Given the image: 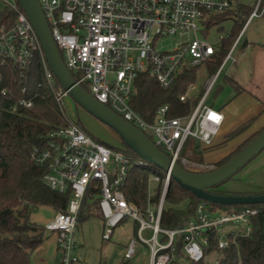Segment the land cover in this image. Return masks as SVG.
Returning a JSON list of instances; mask_svg holds the SVG:
<instances>
[{"label":"built area","instance_id":"obj_1","mask_svg":"<svg viewBox=\"0 0 264 264\" xmlns=\"http://www.w3.org/2000/svg\"><path fill=\"white\" fill-rule=\"evenodd\" d=\"M3 1L11 15L0 21V67H15L26 78V71L38 58L47 91L65 115L62 101L67 92L57 84L49 69L33 25L17 0ZM39 3L63 61L78 83L85 84L98 101L151 135L173 162L195 172L212 168L211 163L190 161L181 155V150L189 138L200 148L214 144L224 115L207 103V96L223 65L233 60L232 51L238 39L217 72L205 81L190 113L170 117L168 106L163 105L156 110L153 121H149L132 107L130 100L140 75H148L161 87L168 88L184 71L209 61L218 48L199 38L198 32L233 4L240 8L239 0H39ZM251 7L248 19L264 13V0H254ZM189 34L193 37L178 42L171 50L156 48L158 39L164 35ZM193 89L194 84H188L179 95L180 100H186ZM0 93L10 97L11 90L2 87ZM20 93L11 112H16L19 106L33 105L26 86ZM31 160L45 167L42 182L48 188L70 194L66 208L57 210L43 227L44 231L56 233L59 264H74L78 260L74 232L84 196L91 186L98 188L96 209L103 223L102 238L109 239L116 226L131 219L137 223L134 231L137 240L148 245L149 264H167L172 259L176 240L182 242L184 258L197 262L204 258L210 230L218 234L219 248L228 246L231 230H241L245 235L251 231L250 215L255 213L254 209L217 214L205 202L198 204L192 218L183 224L161 228L159 220L169 173L162 179L158 203L141 211L126 200L121 188L130 167L147 164L132 159L122 149L96 140L67 117L65 125L48 133L44 147L33 149ZM155 179L158 182L160 176L155 175ZM226 224L230 229L224 228ZM145 229L151 231L148 238L142 235ZM163 237L166 239L162 240ZM137 240L132 238L128 242L126 258L133 256Z\"/></svg>","mask_w":264,"mask_h":264},{"label":"trees","instance_id":"obj_2","mask_svg":"<svg viewBox=\"0 0 264 264\" xmlns=\"http://www.w3.org/2000/svg\"><path fill=\"white\" fill-rule=\"evenodd\" d=\"M251 10L252 7L243 5L235 11L238 15L230 34L221 39L220 48L206 62L209 75L214 74L221 65L247 22ZM232 12L228 10L217 15L214 17L215 21L211 20L207 23V28L225 20L231 16ZM10 15L5 8L0 11V21ZM197 68L184 71L168 88L161 87L148 75L138 76L134 83V94L130 100L132 107L149 121H153L156 110L163 105L168 106L170 117L190 113L203 89H200L196 96L188 97L184 101L180 100L179 95L184 92L188 84L195 81ZM0 73L2 74L0 90L2 87H8L11 90L10 97L0 93V264H29L31 254L44 241L43 228L30 221V214L39 206L44 205L51 206L56 211L64 210L70 197L69 192L59 193L51 190L42 182L45 167L35 164L31 160V153L35 147L42 148L46 145L48 133L51 130L66 124V116L59 110L53 96L47 91L38 58L26 71V78L15 67H0ZM73 76L75 77V75ZM225 79L234 88L236 94L243 91V87L236 81L229 77ZM57 84L59 83L57 82ZM24 86L27 88V97H31L33 100V105L29 108L19 106L16 112H11L10 108L21 97L20 91ZM82 86L88 91L85 84ZM259 115H264V101L261 103ZM255 118L256 116L245 120L230 131L222 141H215L212 146L207 148H200L193 141L194 139H188L181 150V155L190 161L202 163L204 152L223 146L227 140L240 135L250 127ZM75 122L81 127L77 121ZM85 131L87 132V130ZM262 131H264V126L250 132V136L245 137L239 143L238 148L215 161L213 168L200 172L211 171L224 164ZM148 136L152 139L151 135ZM122 145L111 146L115 149H122L132 159H139L138 154L123 141ZM159 147L164 151L162 146ZM149 174L160 176L153 193L148 192ZM165 174L166 172L162 169L150 165L130 167L121 188L126 200L141 211L154 207L159 201L162 179ZM217 187L218 185L210 188L209 191L226 195L216 189ZM97 198L98 188L91 186L84 196L77 217V225L86 220L91 212L98 214ZM183 201H186L185 204L180 206L179 204ZM201 202L205 201L182 188L170 177L164 195L159 226L169 229L183 224L192 218L197 205ZM205 203L213 212H216L217 209L226 213L254 209L255 213L250 215L251 231L245 235L241 230H231L228 233L230 239L228 246L219 248V236L215 231L210 230L208 245L204 247V258L197 262H189L191 264H210L206 261L205 256L215 250L220 253L219 261L216 264H264V203L229 205ZM165 239L166 237L162 238V240ZM174 248L172 259L167 264H178V261L184 258L182 242L176 240Z\"/></svg>","mask_w":264,"mask_h":264},{"label":"rangeland","instance_id":"obj_3","mask_svg":"<svg viewBox=\"0 0 264 264\" xmlns=\"http://www.w3.org/2000/svg\"><path fill=\"white\" fill-rule=\"evenodd\" d=\"M239 2L242 6L247 7H251L254 4V0H239ZM5 8V2L0 0V11ZM230 10L233 11L230 14L231 16L219 23L212 24L208 28L202 27L201 31L198 32V37L205 39L219 49L221 38L230 34L238 15L235 12L237 11L235 4ZM212 21L215 20L213 19ZM192 37V34L182 36L164 35L158 39L156 48L159 50H171L178 42ZM244 40H247L249 44L241 47ZM232 57L236 61L231 59L223 65L220 74L214 82L213 89L207 97V103L216 109L222 106L224 114V120L215 141H222L243 120L245 121L254 116L256 118L250 127L240 135L227 140L223 146L204 152L203 163H211L212 168L215 161L238 148L239 143L245 137H249V133L260 126V121L264 117V115L258 116L261 109L260 100H264V13L247 20L242 29L240 43L234 48ZM210 77L207 65L203 63L197 68L195 81L193 82L195 89L192 90L189 97L196 96L198 91L203 89L205 81ZM226 77H232L239 83L241 81L247 82L249 85L246 86V89L254 95L246 91L236 94L234 88L226 81ZM62 106L66 117L77 121L96 140L106 144L123 146L122 140L114 130L75 104L70 97L67 96L62 101ZM156 185L155 175L149 174L148 192L153 193ZM216 189L232 195L264 194V149L248 161L231 178L219 184ZM185 202L183 201L179 205L182 206ZM216 212L217 214L226 213L219 209ZM55 213L56 210L51 206H39L30 214V221L43 228L53 218ZM224 226L225 229H230L228 224ZM102 227V219L95 212H91V215L86 220L78 223L74 232L77 245L74 252L78 260L74 264H149L150 252L148 245L139 242L134 232L137 223H133L131 219H125L113 229L109 239L102 238ZM150 234V229H145L142 232L145 238H148ZM132 238L137 240L135 251L131 258H126L124 256L126 246ZM219 257L220 253L214 250L206 254L205 259L208 263L214 264ZM59 259L60 250L57 246L56 233L46 230L44 231V241L31 254L29 264H59ZM178 264L191 263L183 258L178 261Z\"/></svg>","mask_w":264,"mask_h":264},{"label":"water","instance_id":"obj_4","mask_svg":"<svg viewBox=\"0 0 264 264\" xmlns=\"http://www.w3.org/2000/svg\"><path fill=\"white\" fill-rule=\"evenodd\" d=\"M17 1L38 35L49 69L59 85L67 92L68 97L86 112L114 130L119 138L138 154L140 160L147 165L162 169L166 173L168 172L178 185L205 202L227 205L264 203V194L225 195L209 191L210 188L231 178L248 161L264 149V131L219 167L205 172L187 170L180 164L173 162L142 130L98 101L74 79L71 71L63 61L62 54L40 7L39 0ZM246 43L247 40H244L242 46Z\"/></svg>","mask_w":264,"mask_h":264},{"label":"crops","instance_id":"obj_5","mask_svg":"<svg viewBox=\"0 0 264 264\" xmlns=\"http://www.w3.org/2000/svg\"><path fill=\"white\" fill-rule=\"evenodd\" d=\"M242 29H243V28H242ZM241 33H242V30H241V32L239 33V35L237 36V38H236V39H238V40H237V43H236L235 47L240 43V40H241ZM236 39H235V41H236ZM248 44H249V42L247 41V43H246L244 46H246V45H248ZM244 46L241 45V47H244ZM235 47H234V48H235ZM234 48H233V50H234ZM232 52H233V51H232ZM223 60H224V59H223ZM229 60H231V59H229ZM229 60H228V61H229ZM228 61H226V63H227ZM233 61H236V59H235L234 57H233ZM222 62H223V61H222ZM226 63H225V64H226ZM221 64H222V63H221ZM220 66H221V65H220ZM220 66H219V67H220ZM218 69H219V68H218ZM218 69H217V70H218ZM216 72H217V71H216ZM216 72H215V73H216ZM261 72H262V70H261ZM215 73H214V74H215ZM214 74H212V75H214ZM219 74H220V72H219ZM219 74H218V75H219ZM218 75H217V77H218ZM210 76H211V75H210ZM229 78L233 79V80L236 81L239 85H241V86L243 87V91L250 92L252 95H254L251 91H249L248 89H246V86L249 85V84H247V82L244 83L243 81H241V83H239L236 79H234V78H232V77H229ZM215 81H216V80H215ZM213 86H214V85H213ZM212 89H213V87H212ZM212 89H211V90H212ZM210 92H211V91H210ZM209 94H210V93H209ZM207 97H208V96H207ZM257 99H258V98H257ZM258 100H259V99H258ZM262 101H264V100H260V104L262 103ZM210 105H211V104H210ZM211 106H212V105H211ZM218 109L222 112V106H221L220 108H218ZM222 113H223V112H222ZM223 115H224V114H223ZM243 121H244V120H243ZM243 121H242V122H243ZM261 126H264V117H262V119H261V121H260V126H258V128L261 127ZM258 128H256V129H258ZM256 129H255V130H256ZM115 146H120V145L115 144Z\"/></svg>","mask_w":264,"mask_h":264}]
</instances>
